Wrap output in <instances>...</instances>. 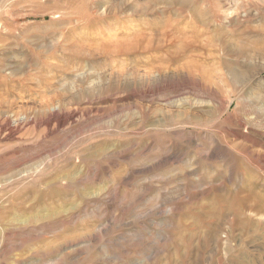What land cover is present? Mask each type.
Masks as SVG:
<instances>
[{
  "label": "rangeland",
  "instance_id": "rangeland-1",
  "mask_svg": "<svg viewBox=\"0 0 264 264\" xmlns=\"http://www.w3.org/2000/svg\"><path fill=\"white\" fill-rule=\"evenodd\" d=\"M0 264H264V0H0Z\"/></svg>",
  "mask_w": 264,
  "mask_h": 264
},
{
  "label": "bare ground",
  "instance_id": "bare-ground-1",
  "mask_svg": "<svg viewBox=\"0 0 264 264\" xmlns=\"http://www.w3.org/2000/svg\"><path fill=\"white\" fill-rule=\"evenodd\" d=\"M77 22H79V21H77ZM83 22V21H82ZM85 26V25H84ZM90 26H92V24L90 25ZM89 26V27H90ZM64 27V26H63ZM86 27V26H85ZM66 30V29H65ZM69 38V37H68ZM70 39V38H69ZM86 39H88L89 40V37L88 36H84V37H82L81 38V40L79 41L78 40V42H84ZM91 39V38H90ZM148 42H150V41H148ZM77 44H79L80 45V43H77ZM72 45V44H71ZM74 45H76V44H74ZM73 45V46H74ZM78 45V46H79ZM191 46V45H190ZM72 47V46H71ZM77 48V47H76ZM83 48V47H82ZM73 49V48H72ZM185 50H186V46H185V48H184ZM212 51H213V49H211ZM76 51V50H75ZM250 51H252V50H250ZM80 52V51H79ZM78 51H77V53H79ZM72 53V52H71ZM81 53V52H80ZM74 54V53H73ZM83 54V53H82ZM248 54V53H247ZM252 54H253V52H252ZM75 55V54H74ZM78 55V54H77ZM254 55V54H253ZM79 56V55H78ZM82 56V55H81ZM250 56V55H249ZM251 58H253V57H251ZM235 64V63H234ZM233 66V65H232ZM230 64H228L227 66H226V68H227V72H226V74H224V73H220V75H219V79L222 81V83L223 84H225V85H229V83H232V84H234V85H236L237 87H239V88H247V86L248 85H250V83L253 81V78L255 77V76H257V75H259V72L257 71V70H255V71H252L251 69L252 68H250V72H240V71H238L236 68L234 69L233 67H232ZM22 69V68H21ZM19 70V69H18ZM204 70V69H203ZM16 71L17 70H14V72L13 73H16ZM75 80H79V79H81L82 77H84L83 76V73L82 74H76L75 76ZM209 83H211V88H210V90L211 91H213V92H215L216 94L217 93H219V90H221V87L218 85V84H216V83H218V82H211V81H209ZM205 84H207V83H205ZM223 88H225V87H223ZM4 127V126H3ZM3 129V128H2ZM1 129V130H2ZM5 131V130H4ZM3 131V132H4ZM15 133H16V130H13V129H10V130H7L6 131V134L4 135V138L6 139V137H14L15 136ZM3 138V139H4ZM15 138V137H14ZM8 140V139H7ZM12 140V139H11ZM19 141V140H18Z\"/></svg>",
  "mask_w": 264,
  "mask_h": 264
}]
</instances>
